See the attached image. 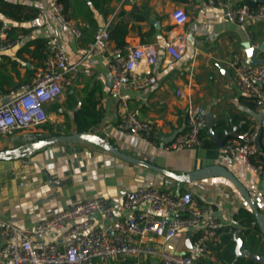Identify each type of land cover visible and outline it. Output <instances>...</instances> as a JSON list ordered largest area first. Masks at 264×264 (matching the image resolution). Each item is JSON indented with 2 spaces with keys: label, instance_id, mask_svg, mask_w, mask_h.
Masks as SVG:
<instances>
[{
  "label": "crops",
  "instance_id": "obj_1",
  "mask_svg": "<svg viewBox=\"0 0 264 264\" xmlns=\"http://www.w3.org/2000/svg\"><path fill=\"white\" fill-rule=\"evenodd\" d=\"M4 1L20 4L22 10L15 15L0 10V29L10 28L11 37L21 34V38L1 53L0 91L29 83L34 73L43 67V53L48 54V46L53 42L67 53L69 65L75 67V78L58 99L43 104L47 119L42 124L0 134V152L24 147L38 137L78 132L74 111L87 97H92L100 113L92 134L99 135L121 153L177 175L199 173V177L188 182L176 181L144 165L125 161L99 143H49L25 157L0 159V221L30 228L87 198L100 197L107 205L114 206L123 200L126 191L139 185H154L173 195L190 191L194 203L212 207L220 223L219 237L211 244L209 252L196 257L197 262L222 264L217 254L225 246L223 236L227 226L235 228L232 233L239 230L243 249L264 252L263 234H259V241L254 245L242 239L244 226L235 220L234 214L240 209L252 211L224 172L231 173L244 185L263 218L264 176L250 171L240 159L225 152L207 129L198 147L167 150L163 146L186 128L188 98L200 106L204 116L210 114L213 117V131L218 136L223 131H233L234 136L225 140L244 137L258 114L251 97L233 82L228 58L237 51L249 62L258 61L264 52V20L227 21L221 9L207 0H105L106 14L94 8L95 0H65L67 23L50 10L51 0ZM175 7L183 8L187 14L183 25L173 23L170 13ZM207 12L213 15L207 17ZM88 16L93 24L89 23ZM116 23L127 28L126 46L157 45V61L149 67L153 82L142 89L122 88L119 91V99H124L139 117L153 123L156 144L118 129V98L109 90L104 55L86 53L94 33ZM72 26L80 28L79 37L74 36ZM176 33L184 35L186 46L180 59L171 60L164 45L170 35ZM42 41L46 42L43 50L40 47ZM110 45L114 47L111 40ZM143 66L140 63L138 68ZM87 72L90 75H86ZM178 90L182 97L176 94ZM6 95L0 92V104ZM204 141H211V144L204 145ZM140 209L143 205L132 208L133 211ZM122 215L117 213V217ZM92 219L95 227L108 224L100 214ZM232 233L230 238L235 247ZM187 235L180 231L168 240L151 237L148 242L160 244L169 251L183 252L188 250ZM42 239L62 242L58 233H44ZM138 262L157 264L158 259L154 256L131 257L111 263L95 259L94 264Z\"/></svg>",
  "mask_w": 264,
  "mask_h": 264
},
{
  "label": "built area",
  "instance_id": "obj_2",
  "mask_svg": "<svg viewBox=\"0 0 264 264\" xmlns=\"http://www.w3.org/2000/svg\"><path fill=\"white\" fill-rule=\"evenodd\" d=\"M219 7L227 21L243 23L247 19L264 20V2L250 7L245 0H207ZM50 10L69 22L59 0H51ZM207 17L212 12L205 14ZM170 16L175 25H183L187 14L175 7ZM75 37L81 30L72 26ZM21 34L10 38L6 27L0 29L1 53L19 41ZM182 33L170 35L164 45L171 60H178L185 51ZM124 55L110 45L108 28L94 33L86 47L88 55L103 54L111 79L110 93L118 98L117 127L139 139L156 144L154 125L139 117L124 99H119L122 88L142 89L153 82L149 67L157 61L155 43L124 46ZM143 63L145 67L138 68ZM233 82L247 93L258 114L242 138L230 137L223 142V149L230 156L240 159L250 171L264 176V52L257 63H248L240 52L228 58ZM147 67V68H146ZM75 67L69 65L65 50L57 43H50L44 65L37 70L30 82L10 89L8 100L0 104V134L42 124L47 115L43 104L58 99L71 85ZM86 75H90L89 72ZM176 94L182 97L178 90ZM186 128L172 140L164 143L167 150L198 147L205 116L200 106L191 98L185 106ZM143 205V209L132 208ZM123 213L117 217V213ZM100 214L108 221L106 226L95 227L93 216ZM220 223L212 207L193 202L190 191L173 195L154 185H139L125 192L117 205H107L100 197H90L40 220L30 228L17 227L11 222L0 221V264H94L125 261L154 256L157 264H204L196 257L209 252L211 244L219 237ZM183 231L191 236V249L183 252L166 250L160 244H151V237L168 240ZM60 234L62 242H46L44 233ZM137 264H140L138 262Z\"/></svg>",
  "mask_w": 264,
  "mask_h": 264
},
{
  "label": "trees",
  "instance_id": "obj_3",
  "mask_svg": "<svg viewBox=\"0 0 264 264\" xmlns=\"http://www.w3.org/2000/svg\"><path fill=\"white\" fill-rule=\"evenodd\" d=\"M64 7V13L66 11V9L68 8L65 0H59ZM104 2L105 0H95L93 3L94 8L100 12L101 14H106L107 9L104 7ZM245 2L250 6V7H255L258 3L264 2V0H245ZM0 10L6 12L9 15H15L16 12H21L22 10V5L20 4H15V3H8L4 0H0ZM88 21L89 23L93 24V20L92 18H90L88 16ZM2 25V23L0 22V26ZM9 29H7L8 31V35H9ZM127 33V28L125 25L123 24H119L116 23L113 26L108 28V35H109V39L111 40V42L114 44V47L119 49L120 55H124L125 51H124V46L126 45V42L124 40V36ZM10 38H13L9 35ZM41 49H45L46 48V42L42 41L40 44ZM44 57L46 58L47 53H43ZM4 93H8V91L5 90H1ZM0 91V92H1ZM96 101L92 98V97H87L85 99V101H82L81 104L79 105L78 108H76V110L74 111V122L76 124V130L78 132H84V133H88V134H92L94 132V129L97 126V123L99 121L100 118V113L99 111L96 109ZM96 135L100 138L101 140V144L102 146L106 145V146H111L109 143L105 142L103 140L102 137H100L97 134H93ZM200 135L201 137L206 136V128L203 127L200 131ZM51 136H44V137H38L37 139L33 140V141H37V140H42V139H47ZM211 141H204V145H210ZM26 146L24 145V147H18V148H14L11 149L10 151L8 150V155L10 154H16L18 153V150L21 148H25ZM113 147V146H111ZM114 148V147H113ZM115 149V148H114ZM30 154V153H29ZM27 153L21 154L20 156H27L29 155ZM234 218L235 220L239 221L240 224H243L244 226V230L242 232V239L245 240L247 242V244H256L259 241V234H263V238H264V233L261 231L259 224L256 222L254 215L245 210V209H240L239 211H237L234 214ZM226 230V235L223 236V242L225 244L222 252L218 253L217 256L218 258L221 260L222 264H259L257 262H254L251 259H243V258H237L235 259L234 257V243L230 238V234L232 233V230L235 229L231 226H227L224 228ZM262 244V243H261ZM263 244H264V239H263ZM260 255H264L263 251H259ZM210 264H214V263H210Z\"/></svg>",
  "mask_w": 264,
  "mask_h": 264
},
{
  "label": "water",
  "instance_id": "obj_4",
  "mask_svg": "<svg viewBox=\"0 0 264 264\" xmlns=\"http://www.w3.org/2000/svg\"><path fill=\"white\" fill-rule=\"evenodd\" d=\"M246 61L248 63H257L259 61V59L257 62H249L247 59H246ZM110 82H111V79L109 77L108 83H110ZM7 100H8V98H5L4 102H6ZM214 124L215 123L213 121V117L210 114H205L204 127L207 129V133L214 139V141L218 144V146L221 147L223 145V142L225 141V139L227 137L234 136V132L233 131L232 132L223 131V134L221 136H218L213 131ZM68 141H88V142H92V143H99V144L101 143V140L98 136L93 135V134L84 133V132H76V133L67 134V135H55V136H51L47 139L33 141V142L27 144L25 148L19 149L18 153H16V154L8 155V151L7 152H0V159L1 158H8V157H19L21 154H24V153L29 154V153H32L35 150L47 145V144H49V143L68 142ZM101 144H103V143H101ZM104 147L110 153L116 155L117 157H119L125 161L144 165V166H146V167H148V168H150V169H152L158 173L169 176V177H171V178H173L179 182H188V181H191V180L199 177L198 172H197L198 174H196V175L194 173H185L182 175H177V174H175L171 171H168L164 168L149 164L146 161H143V160L134 158L132 156L126 155L124 153H121L120 151H118L117 149H114L111 146L104 145ZM224 174L233 183V185L238 190V192L244 197L245 201L249 205V209L252 211V213L254 215L256 222L259 224L261 231L264 233V218L260 214L256 204L254 203L253 199L249 195V193L246 190V188L244 187V185L231 173H228L227 171H225ZM238 233H239V230H237V229L234 230L232 233L233 240L235 241V247H234L235 259H237L239 257L240 258L246 257V258H249V259H251L254 262H257L259 264H264V255H260L258 252H251L248 249L242 248V241H241ZM185 243H186V247L188 249H191V236L189 234L186 237Z\"/></svg>",
  "mask_w": 264,
  "mask_h": 264
}]
</instances>
